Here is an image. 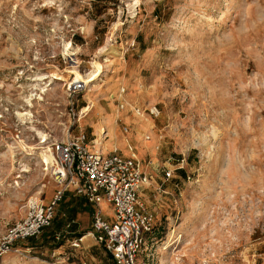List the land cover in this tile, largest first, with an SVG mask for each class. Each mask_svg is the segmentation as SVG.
I'll return each mask as SVG.
<instances>
[{"label": "rangeland", "instance_id": "obj_1", "mask_svg": "<svg viewBox=\"0 0 264 264\" xmlns=\"http://www.w3.org/2000/svg\"><path fill=\"white\" fill-rule=\"evenodd\" d=\"M72 69L98 74L73 98ZM80 130L151 176L140 264H264V0H0V247L61 188L42 152ZM80 197L0 264H116Z\"/></svg>", "mask_w": 264, "mask_h": 264}, {"label": "built area", "instance_id": "obj_2", "mask_svg": "<svg viewBox=\"0 0 264 264\" xmlns=\"http://www.w3.org/2000/svg\"><path fill=\"white\" fill-rule=\"evenodd\" d=\"M85 89L86 84L80 80L68 87L72 98ZM120 107H125L124 102ZM147 109L154 117L160 115L157 105ZM69 112L73 119L79 117L72 101ZM135 113L140 115L142 111L136 108ZM123 130L128 132V127ZM84 131L74 135L68 132L64 138L51 142L49 148L55 160L53 172L61 188L48 202L29 201L26 215L8 228L0 255L14 242L36 237L51 227L58 204L72 187L76 195L93 206L92 230L87 235L94 236L116 264H140L139 253L156 225L153 214L141 200V191L149 185L151 176L143 169L136 152L125 155L117 148L110 152L98 149ZM166 175L170 177L171 172ZM102 204L112 206V217L104 215ZM72 222L74 220L68 226ZM84 236L75 239L72 245L79 247Z\"/></svg>", "mask_w": 264, "mask_h": 264}, {"label": "bare ground", "instance_id": "obj_3", "mask_svg": "<svg viewBox=\"0 0 264 264\" xmlns=\"http://www.w3.org/2000/svg\"><path fill=\"white\" fill-rule=\"evenodd\" d=\"M97 67H98V70H97L98 74L102 73V71H103V65L102 64H98ZM71 72H72V74H75L76 75V80L84 81L87 84H90L91 82H93L95 80V78L97 77V75H98V74H96V75L91 76L90 78H85L76 69H74V70L72 69ZM140 116H142V114H140ZM118 117H119V115L116 118V122H117ZM102 134L105 137L107 136V132H106V130L104 128L102 129ZM103 139H104V137H99L96 140L97 144H101L102 145L103 144ZM100 149H102V148H100ZM42 157H43V162L46 163L47 165H51V164L54 165L55 164L54 156H53L52 152L50 151V148L48 149V151H46V152L43 151L42 152ZM105 205L106 204H102V206H105Z\"/></svg>", "mask_w": 264, "mask_h": 264}, {"label": "crops", "instance_id": "obj_4", "mask_svg": "<svg viewBox=\"0 0 264 264\" xmlns=\"http://www.w3.org/2000/svg\"><path fill=\"white\" fill-rule=\"evenodd\" d=\"M78 200L80 201V202H82L83 200H85V198L84 197H80V198H78ZM86 201V200H85Z\"/></svg>", "mask_w": 264, "mask_h": 264}]
</instances>
